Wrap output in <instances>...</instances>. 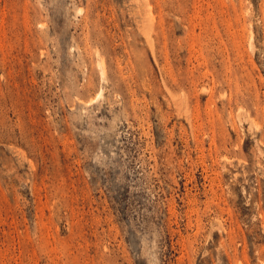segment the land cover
<instances>
[{
    "label": "rangeland",
    "instance_id": "obj_1",
    "mask_svg": "<svg viewBox=\"0 0 264 264\" xmlns=\"http://www.w3.org/2000/svg\"><path fill=\"white\" fill-rule=\"evenodd\" d=\"M0 264H264V0H0Z\"/></svg>",
    "mask_w": 264,
    "mask_h": 264
},
{
    "label": "bare ground",
    "instance_id": "obj_2",
    "mask_svg": "<svg viewBox=\"0 0 264 264\" xmlns=\"http://www.w3.org/2000/svg\"><path fill=\"white\" fill-rule=\"evenodd\" d=\"M101 63H102V62H101ZM99 64H100V62H99ZM100 65H101V64H100ZM102 66H103V65H102ZM101 71H102V70H101ZM102 73H104V72H101V74H102ZM101 94H102V93H101Z\"/></svg>",
    "mask_w": 264,
    "mask_h": 264
}]
</instances>
